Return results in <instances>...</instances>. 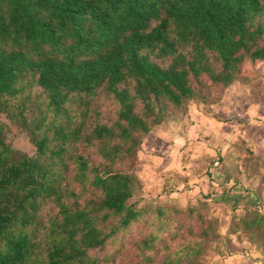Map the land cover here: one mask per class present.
I'll use <instances>...</instances> for the list:
<instances>
[{"label": "trees", "instance_id": "1", "mask_svg": "<svg viewBox=\"0 0 264 264\" xmlns=\"http://www.w3.org/2000/svg\"><path fill=\"white\" fill-rule=\"evenodd\" d=\"M262 60L264 0H0V264H31L39 246L42 264H98L90 249L143 214L129 168L150 130L185 100L218 104ZM98 93L115 106L109 121ZM9 123L33 155L4 140ZM242 206L239 228L264 239V213ZM209 229L187 228L160 264H195ZM155 238L136 244L144 264Z\"/></svg>", "mask_w": 264, "mask_h": 264}, {"label": "rangeland", "instance_id": "2", "mask_svg": "<svg viewBox=\"0 0 264 264\" xmlns=\"http://www.w3.org/2000/svg\"><path fill=\"white\" fill-rule=\"evenodd\" d=\"M244 69L248 83L234 81L216 91L215 95L224 98V103L202 105L194 98L183 102L181 112L187 108H198L210 115H217V118L219 113L228 117L235 104L241 110L238 115L244 122L249 113L246 109L251 104L252 116L258 120L263 119L264 60L252 65L245 64ZM35 91L31 92V99L36 98ZM237 96L239 100L236 101ZM91 103L101 109L103 120L109 121L114 117L115 106L103 93L93 97ZM181 112L169 114L172 117L167 118L169 123L166 128L145 137L135 151L129 169L137 182L129 201L136 209L143 210V214L126 229H120L109 236L102 247L90 249L89 256L96 259L98 264H144L140 260L136 244L149 233L156 235L154 244L159 252L154 253V264H160L165 255L167 257L170 251L187 241V228L193 231L191 239H195L203 225L210 226L209 237L195 258V264H264V257L260 253L264 239L251 237L250 231L239 228V220L246 216L242 202H250L244 196L245 190H237L238 188L227 186L224 182H217L215 178L219 167L231 168L237 152L249 155L252 152L240 140L234 145H241V148L231 146L225 154H219L216 153L219 147L217 142L215 144L211 141L206 146L195 132L186 139ZM195 121L194 118L189 119L187 124L192 125ZM3 137L12 148L28 155L34 154L35 147L26 129L9 123ZM153 137H158L159 140ZM218 155H222L224 161L214 164ZM158 208L165 210L163 215H157ZM169 209L177 210V213L174 214L171 210L168 216ZM197 213L203 216L201 223ZM160 222L172 229H155ZM178 226L183 229H176ZM175 230L179 234L170 237L168 231ZM39 239L43 240L41 237ZM44 261V248L39 246L30 262L42 264Z\"/></svg>", "mask_w": 264, "mask_h": 264}, {"label": "crops", "instance_id": "3", "mask_svg": "<svg viewBox=\"0 0 264 264\" xmlns=\"http://www.w3.org/2000/svg\"><path fill=\"white\" fill-rule=\"evenodd\" d=\"M238 98L237 96L235 100H239ZM224 101L225 99L221 98L220 102L216 105L222 104ZM252 109L253 107L250 104L246 109L249 112L248 117L243 122L238 115L241 110L239 111L235 104L232 107L230 115H227L228 117L219 113L218 118L216 117L217 115H210L198 108H187L184 112H181L182 117H184L183 119L189 121V119L194 118L196 121L192 125L187 124L186 120L185 122L184 120L183 122L181 121V123L182 125L184 124L183 133L186 139L190 134H194L195 132L197 135H200L201 141L206 146L211 144V141L215 144L217 142L219 147L216 153L219 154H225L226 150L231 146L241 148V145H234L237 143V140L244 142V145L252 154L237 152L233 163L230 165L231 168H226V166L219 167L215 173V178L217 182H224L227 186L238 188L237 190L243 188L245 190L244 196L251 203L242 202V204L256 206L264 213V117L261 120L254 118L251 114ZM171 117H166L161 123L154 126L146 137L166 128V125L169 123L167 118ZM153 138L159 140L158 137ZM214 143L213 146L215 145ZM221 161H224V158L222 155H218L217 161H214V164Z\"/></svg>", "mask_w": 264, "mask_h": 264}]
</instances>
